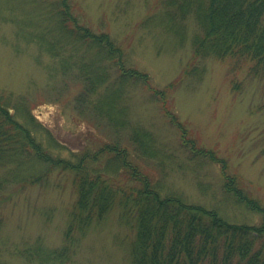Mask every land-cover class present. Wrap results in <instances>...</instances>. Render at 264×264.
Returning a JSON list of instances; mask_svg holds the SVG:
<instances>
[{"label": "rangeland", "instance_id": "rangeland-1", "mask_svg": "<svg viewBox=\"0 0 264 264\" xmlns=\"http://www.w3.org/2000/svg\"><path fill=\"white\" fill-rule=\"evenodd\" d=\"M161 2L71 0L80 20L120 45L126 66L146 73L152 88L163 90L175 82L166 95L171 113L200 147L225 162L226 174L240 179L264 209V77L249 76L246 66L232 69L228 60L210 57L191 63L197 25L188 17L179 41L175 33L159 25V15L153 17L161 12ZM37 3L0 0V98L10 106L28 105L42 132L47 130L62 145V156L70 158L83 150H95L113 135L89 113L74 108V83L69 91L52 89L46 67L53 58L41 53L25 34L29 32L26 24L35 20ZM126 100L130 124L148 131L157 151L153 159L135 157L142 172L163 187V193H177L188 204L215 210L231 224L261 222L260 214L247 211L223 192L219 165L190 159L181 147L178 129L146 88L135 86ZM14 113L22 119L20 110ZM4 174L0 170V178ZM71 181L70 174L55 171L45 185L8 186L0 191L1 264H40L27 262L18 256L19 251L36 243L47 251L63 246L67 216L75 201ZM132 239L130 224L115 208L74 237L69 260L54 264H130Z\"/></svg>", "mask_w": 264, "mask_h": 264}, {"label": "trees", "instance_id": "trees-1", "mask_svg": "<svg viewBox=\"0 0 264 264\" xmlns=\"http://www.w3.org/2000/svg\"><path fill=\"white\" fill-rule=\"evenodd\" d=\"M37 1L40 7L35 20L26 24L29 32L23 34L41 53L53 58L52 65L46 67L52 89L69 91L74 83V108L89 113L113 136L93 151L83 150L65 158L62 145L44 128L42 132L28 105L20 107L17 102L10 106L0 98V170L5 172L0 178V191L8 186L22 189L45 185L56 171L71 175L75 194L63 246L47 251L36 243L21 249L18 256L40 264L69 260L74 237L117 208L133 231L130 264H264V209L240 179L226 174L225 162L200 147L171 113L166 95L175 82L163 90L152 88L146 73L126 66L120 45L106 33H94L80 20L71 0ZM161 3V12L153 17L159 15V25L175 33L179 41L184 21L192 16L196 23L191 63L210 57L228 60L232 69L246 66L249 76L264 77V0ZM137 85L163 105L190 159L219 165L223 192L247 211L260 214L259 224L228 223L215 210L188 204L177 193H163V187L142 172L137 157L153 159L157 151L151 134L130 124L127 118L126 99ZM17 110L23 120L14 115Z\"/></svg>", "mask_w": 264, "mask_h": 264}]
</instances>
